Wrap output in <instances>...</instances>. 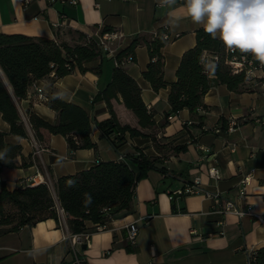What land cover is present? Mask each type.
I'll return each instance as SVG.
<instances>
[{"label":"crops","instance_id":"0c3cea01","mask_svg":"<svg viewBox=\"0 0 264 264\" xmlns=\"http://www.w3.org/2000/svg\"><path fill=\"white\" fill-rule=\"evenodd\" d=\"M72 1L0 0V33L71 43L69 31L99 40L105 27L113 28L116 37L108 41L109 51L102 61L87 63V72L75 69L62 78L55 79L51 74L36 81L46 93L86 111L90 138L97 149L70 152L64 137L42 130L41 146L45 151L35 154L32 134L28 139L6 135V142L21 145L22 156L16 158L17 168L0 172V188L3 184L12 191L29 185L36 173L53 187L57 178L87 170L101 161H124L136 171L131 158L138 148L147 156H158L150 138L127 139L116 150L100 137L97 123L108 119L109 112L104 101L94 98L110 81L115 56L135 35L160 27L169 29V41L162 49L164 79L168 84L174 82L180 58L194 46L195 31L201 26L190 19H182L174 28L167 26L165 21L171 9L161 7L158 0H74L75 4ZM183 2L177 0L174 7L179 8ZM135 59L125 68L139 84L142 100L153 113L157 138L162 143L187 148L179 153L163 151L164 157L156 162L157 169L149 170L137 183L132 212L112 217L101 229L87 223L89 237L83 244L85 249L83 245L77 247L78 257L82 264H248V256L264 247V224L255 218L220 213L203 194L170 200L168 193L198 180L203 190L219 193L242 209L251 205L264 216V64L258 62L252 67L246 75L245 89L239 94L225 85H212L203 98L207 112L199 126L191 121L188 110L171 113L169 87L155 92L142 78L149 59L146 47L136 48ZM98 65L100 75L91 70ZM0 72L11 91L1 69ZM15 104L25 120L26 113L31 111L50 123L57 121L52 109L35 101L31 88L26 98L15 100ZM112 105L121 125L139 128L137 118L125 108L120 96ZM231 121L237 126L229 131L227 125ZM9 129L0 113V131L8 134ZM30 155L33 164L22 168L21 163L29 162ZM212 168L216 177L209 175ZM247 176L250 178L245 194L240 196L242 181ZM133 222L139 229L131 243L125 227ZM1 230L0 227V264H73L74 253L64 240L68 229L54 219L22 227L17 232Z\"/></svg>","mask_w":264,"mask_h":264},{"label":"trees","instance_id":"16d2710c","mask_svg":"<svg viewBox=\"0 0 264 264\" xmlns=\"http://www.w3.org/2000/svg\"><path fill=\"white\" fill-rule=\"evenodd\" d=\"M105 32H113V28L105 27L102 33ZM69 35L72 37L71 43L58 39L0 33V69L11 87L9 92L0 77V113L10 128L8 134L0 131V153L4 154L0 158V172L17 168L16 158L22 156L21 145L6 142V135L28 139L32 134L34 140L41 144V131L45 130L49 134L64 137L70 152L97 149L90 138V118L80 106L65 102L57 95L48 94L45 105L57 114V121L50 123L31 111L26 113L24 120L15 104V100L26 98L28 89L38 80L51 74L55 79L62 78L75 69L85 73L89 70L85 67L87 63L102 61L106 51L100 47L98 40L78 31H69ZM74 35H77V39L73 38ZM168 41L167 27L135 35L130 44L115 56L116 66L111 79L94 98L104 101L109 112L108 119L97 123L100 137L116 150L127 139L150 138L158 156H147L138 148L136 155L131 158L137 167L136 171L124 161H101L87 170L57 178L53 190L46 184H38L20 186L9 191L2 184L1 233L17 232L22 227H31L47 219H54L59 224L57 206L63 210L70 234L86 232L87 223L103 227L112 217L133 211L137 183L146 177L149 170L157 169L156 162L164 157V150H171L172 153L186 150V145L173 146L171 143H162L157 138L158 130L153 113L142 100L139 84L126 71L125 65L135 62V50L139 46L146 47L149 58L142 78L155 92L169 87L168 103L171 113L188 110L191 121L197 122L199 126L207 112L203 98L212 85H225L236 94L245 89V70L233 73L226 61L245 56L246 61H251L253 66L258 64L251 55L238 51L231 53L220 40L208 36L201 27L195 31L194 46L186 50L180 58L176 80L168 84L164 79L165 62L162 54ZM206 54L218 55L214 76L206 74L200 63V58ZM91 70L100 75L101 65ZM118 96L125 108L137 118L139 128L119 123L112 105L113 100L118 101ZM32 164L33 158L30 155L29 162L23 161L21 167L27 168ZM69 180L76 182L75 187L67 186ZM86 194L92 198L87 206ZM105 209L109 211L105 212ZM248 264H264V247L248 256Z\"/></svg>","mask_w":264,"mask_h":264},{"label":"clouds","instance_id":"9594fccd","mask_svg":"<svg viewBox=\"0 0 264 264\" xmlns=\"http://www.w3.org/2000/svg\"><path fill=\"white\" fill-rule=\"evenodd\" d=\"M161 7L171 9L165 21L167 26L177 27L182 19H190L200 25L213 39H219L232 52L251 55L264 64V0H184L176 8L177 0H158ZM200 63L206 74L214 76L217 63L202 56ZM0 153V158H3ZM74 180L67 181L75 187ZM86 194V206L91 203Z\"/></svg>","mask_w":264,"mask_h":264},{"label":"built area","instance_id":"2783aa9c","mask_svg":"<svg viewBox=\"0 0 264 264\" xmlns=\"http://www.w3.org/2000/svg\"><path fill=\"white\" fill-rule=\"evenodd\" d=\"M72 3L75 4L76 2L73 0ZM115 37H116V34L114 32L103 33L100 39L98 40L100 47L106 52L109 51L107 43L108 41L114 39ZM230 52L232 53V51ZM204 57L212 59L215 62H218L219 60L218 55L216 54H212L210 56H204ZM226 64L230 66L233 73H239L245 70L246 75L250 73L253 67L252 62L246 61L245 56H241L240 59H237L234 57L232 60L226 61ZM31 90H32V95L36 102L45 104V102L48 101V93H46V91H44V89L40 87L39 85H37L36 83H34L31 86ZM22 118L25 120L24 117ZM261 123L264 124V120H261ZM236 126H237V123L235 121H231L228 125L227 130L231 131ZM32 146L34 148L35 154H39L45 151V149L41 146V144L35 141L34 138H32ZM209 175L211 177H216L217 176L216 170L214 168L210 169ZM249 178L250 177L247 176L243 179L242 181L243 187L239 191L240 196H243L245 194V189H246V185H248ZM38 184H46L48 187L53 188L52 185L49 182H47L43 176H41L39 173H36L34 177L31 179L29 185L34 186ZM195 194H203L205 197L211 199L213 202V208L218 210L220 213H234L240 218L241 217L255 218L261 224H264V216H261L260 214H258L251 205H247L243 209L239 208L235 202L228 200V199H223L219 195V193H216V192L214 193V192L203 190L198 180H195L192 183H185L182 187L177 188L173 191H170L168 193V196L170 200H174L176 198H181V197L195 195ZM108 211L109 209H105V212H108ZM57 215H58L59 225L67 229V226L64 220L63 210L60 209L58 206H57ZM101 228L102 226H97V229H101ZM125 229L127 232V239L131 243H134L137 237V234H138V229H139L138 224L136 222L130 223L126 225ZM88 237L89 235L86 232H82L80 234H70L67 232V234L64 236V240L68 241L71 251L74 253L73 264H82V261L77 255V247L80 245L86 244Z\"/></svg>","mask_w":264,"mask_h":264},{"label":"water","instance_id":"95a60500","mask_svg":"<svg viewBox=\"0 0 264 264\" xmlns=\"http://www.w3.org/2000/svg\"><path fill=\"white\" fill-rule=\"evenodd\" d=\"M4 84H5V83H4ZM6 87H7L8 91L11 92V91H10V88H9L7 85H6ZM85 248H86V245H83V246H82V249H85Z\"/></svg>","mask_w":264,"mask_h":264},{"label":"rangeland","instance_id":"374dc122","mask_svg":"<svg viewBox=\"0 0 264 264\" xmlns=\"http://www.w3.org/2000/svg\"><path fill=\"white\" fill-rule=\"evenodd\" d=\"M73 38H74V39H77V35H76V36L74 35ZM50 189L53 190V188H50Z\"/></svg>","mask_w":264,"mask_h":264},{"label":"bare ground","instance_id":"6f19581e","mask_svg":"<svg viewBox=\"0 0 264 264\" xmlns=\"http://www.w3.org/2000/svg\"><path fill=\"white\" fill-rule=\"evenodd\" d=\"M0 74H2V73L0 72Z\"/></svg>","mask_w":264,"mask_h":264}]
</instances>
